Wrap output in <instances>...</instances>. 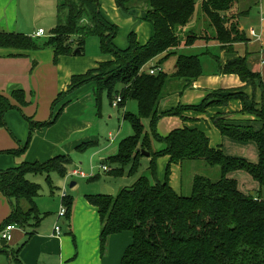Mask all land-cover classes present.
Instances as JSON below:
<instances>
[{"label":"trees","instance_id":"trees-1","mask_svg":"<svg viewBox=\"0 0 264 264\" xmlns=\"http://www.w3.org/2000/svg\"><path fill=\"white\" fill-rule=\"evenodd\" d=\"M239 1L203 0L198 12L197 0H115L116 6L126 13L145 9V21L152 27L151 38L146 45H140L136 34L132 33L125 50L117 48L119 28L104 17L99 0H57V25L52 36L44 41L21 33L0 31V49H51L55 63L60 57L85 56L88 36L99 38L102 54L114 58V61L101 63L84 75L73 76L69 90L59 94L54 101L50 120L42 123L26 118L30 126L26 144L5 154L18 156L24 153L37 131L57 123L65 107L71 104L65 101L74 92L96 83L94 99L99 113L103 94L107 95L111 105L121 97L119 108L125 107L130 100L138 106L137 115L126 113L124 116L134 135L120 144L116 156L107 160V166L111 167L108 174L115 177H121L125 172L133 174L141 156L137 151L140 143L142 149L151 154L153 163L159 157L169 158L164 181L154 173L151 178H139L132 187L122 189L116 196L86 197L100 217L102 254L110 236L132 233L133 243L124 252L121 264H264V199L261 193L264 188V84L261 75L252 72L246 58H236L224 67L220 65L219 69L220 74L237 75L246 85L257 82L261 90L260 110L247 106L248 96L238 89L214 91L198 105L178 106L162 114L159 112L169 89L182 94L203 75L198 56L176 55L172 50L201 41L216 42L223 51L232 53L233 45L248 41L241 30L240 20L245 13L237 12ZM196 16L205 27L198 33L193 30L184 32ZM164 54L166 56L158 66L161 67L174 55V73L163 71L152 75L147 65ZM10 97L0 92V128H6L5 118L9 112L22 111L21 108L28 105L26 94L21 89L13 90ZM237 101L243 104L241 113L253 116L254 120L233 119L232 114L219 112L212 117V123L223 137L241 145H256V164L228 156L221 147L212 148L207 135L198 129L178 128L166 137L156 133L158 123L164 117H180L187 121L184 113L205 114ZM58 105L63 107L55 113ZM144 119L149 120L151 132L163 145L159 150L152 151L149 135L142 123ZM194 161L220 168L221 179L212 181L197 176L191 196L185 197L171 187V169L173 165ZM71 163L70 156L61 155L44 163L25 162L15 168L0 170V192L12 204V214L5 227L17 225L25 231L28 227H39L45 219L36 203L41 196V186L29 177L45 175L48 182L54 173L65 177ZM236 172L250 175L259 184L261 192L258 195L244 194L238 181L230 177ZM63 203L69 220L73 199L65 198ZM17 254L13 256L14 264H21Z\"/></svg>","mask_w":264,"mask_h":264},{"label":"crops","instance_id":"crops-1","mask_svg":"<svg viewBox=\"0 0 264 264\" xmlns=\"http://www.w3.org/2000/svg\"><path fill=\"white\" fill-rule=\"evenodd\" d=\"M99 2L103 11L114 13L116 10V12H120L115 0H99ZM242 4L243 6L246 5V7L241 10ZM253 9L259 12V16H251L250 11ZM237 12L245 13V17L240 20V24L241 30L246 34L248 41L233 45L232 53L223 51L221 45L216 42L205 43L201 41L192 46H182L171 51L176 53V55L198 56L202 62V67L204 66L205 71H208L206 72V76H204V72V75L182 94L175 89H171L173 91L169 89L167 96L160 104V114L171 111L178 106L198 105L207 95L219 90L230 91L241 89L248 96V102L257 100L261 103V90L258 83L246 85L237 75L219 73L220 65L224 67L228 62L236 58H246L252 72L260 74L264 84V0H240ZM125 14L134 15L133 17L139 18L144 24L149 26L150 34L145 41L141 42L135 31L132 30L129 33V35L132 33L136 34L140 45H146L152 34L150 23L145 21L146 10L140 8L130 13L125 12ZM103 15L110 21L106 14ZM26 21L27 19L21 15L19 0H0L1 32L21 33L33 37L34 33L41 28L27 27ZM57 21L56 13V25ZM197 25L200 28L199 32L205 27L203 22L200 23L196 16L194 22L184 32L187 33L193 30ZM252 30L256 31L257 38L251 35ZM194 49H197L199 53L188 55V52ZM165 56L164 54L153 60L147 67L158 65L160 60L165 58ZM203 56L205 59L211 58L215 66H212L209 62L207 65L203 64ZM74 58L77 57H61L55 65L53 64V57L51 55L43 56L40 53L0 49V92L10 97L13 90H23L29 105L21 108L25 117L30 118L34 122H48V119L52 115L50 113L52 102L57 99L59 94L66 93L69 90L73 76L87 73L84 65L79 67V63H73L76 61ZM110 58L104 62L114 61V58ZM100 64L96 65L94 69L98 68ZM161 68L164 72L173 74L176 69V56L172 55L161 65ZM40 79L41 87L39 86ZM32 88L36 91L34 103L31 100V95L34 92H31ZM95 88L96 84L91 83L74 92L65 101V103L70 102L71 104L65 107L57 123L52 127L37 131L29 148L18 156L5 153L19 150L26 144L30 126L27 119L25 117L22 118L17 110L9 112L5 118L6 128H0V170L15 168L25 162L44 163L61 155L70 156L72 159L81 150H86L97 145L99 146L95 149L96 153L112 150L107 155V158L116 156L118 153L115 147L109 148L108 146L110 141L105 140L106 142L101 146L98 138L91 134L93 124L90 121H86L87 112L91 105L95 104ZM29 94L30 96L27 98ZM13 103L17 105L14 100ZM62 107L55 109V113ZM95 108L98 111L96 104ZM242 110V102H231L227 107L209 110L205 114L184 113V116L188 118L187 121L182 120L180 117H164L159 121L157 127L162 128L163 132H166L164 137L178 128L198 129L207 135L212 148L221 147L224 150L222 135L220 136V131L213 125L212 117L219 112H223L224 114H232L234 116L233 119L249 118L248 115L241 113ZM109 119L112 120V118ZM166 158L168 159V165L169 158ZM107 160L103 166L108 165ZM73 165L72 162L69 170H73V172L78 171ZM182 165H173L172 168ZM108 167L111 168L110 166ZM88 179L90 180L91 178ZM171 187L173 188L172 185ZM173 189L176 193L182 195L175 188ZM40 197L36 200L37 206ZM74 206V209L72 207L71 217L68 220V226L63 230L61 229L63 235L61 234L60 237L54 236L57 218L48 222L44 219L39 227H28L26 231L15 227L13 241L7 243L5 246L2 245L3 240L0 236V264H12L13 256L11 252L13 250L15 254L18 252L17 256L21 264H121L124 252L133 243L132 233L125 232L110 236L106 251L102 254L100 246L102 225L97 209L87 199H83L82 197L76 200ZM11 214L12 204L0 192V234L6 228V221L10 218ZM12 246L16 248H10Z\"/></svg>","mask_w":264,"mask_h":264},{"label":"rangeland","instance_id":"rangeland-1","mask_svg":"<svg viewBox=\"0 0 264 264\" xmlns=\"http://www.w3.org/2000/svg\"><path fill=\"white\" fill-rule=\"evenodd\" d=\"M56 2L57 0H19L21 15L28 21H26V26L37 29L41 28L45 31V36L41 37V41H44L45 39L52 36L53 30L56 27ZM201 2L202 0H197L198 12ZM245 7L246 5L243 6L242 4L241 10ZM118 10L120 12H116L115 10L114 13H111L103 11L102 9L103 14H106L110 21L116 22L114 24H116L119 28L118 36L116 39L117 48L120 50L126 49L128 45V35L132 30L137 33L141 42L147 40L150 34L149 26L144 24L139 18L133 17L134 15L125 14V12H123L122 10ZM250 14L252 17L259 16V12L255 9L251 10ZM197 28L198 25L193 29V31L198 33L200 28ZM26 52L40 53L43 56L51 55L53 57V64H57L55 63L54 54L53 52H51V49ZM193 53L199 52L197 49H194L193 51L188 52V55ZM110 57L111 56H104L102 54L99 38L88 36L85 43V56L74 58L76 61H74L73 63H79V67H82V65H84L85 70L88 73L89 71L93 70L99 63L111 59ZM202 59L203 64L207 65L209 62L212 66H215L211 58H209V60L205 59L203 56ZM207 71L208 70L205 71V67L203 66V75L205 72L204 76H206ZM39 86L41 87V79L39 81ZM32 91L35 92H33V95H31V100L34 103L36 100V91L33 88L31 89V92ZM29 96L30 94L27 95V98ZM54 101L50 105V113H52ZM260 105L261 103H259L257 100L249 102L247 101V106H255L257 110H260ZM59 107H61V105H58L55 109H58ZM113 108L107 95L103 94L100 113L97 111V109L95 108V104L93 103L86 114V121H90L93 124V130L91 134L98 138V140L100 141V145L102 146V144L106 142L105 140L110 141L108 145L109 148L115 147V150L118 153L120 144L124 140L131 138L134 135L131 124L129 123V121L124 119V116L126 113L137 115L138 106L135 101L130 100L127 101L126 106L123 108ZM17 111L19 112L18 114L22 116V118L25 117L22 111ZM248 117L249 118L247 119H250L251 117V119L254 120L253 116L248 115ZM109 118H112V120H110ZM49 120L50 119H48V121ZM142 123L144 125L145 132L149 135L148 137L150 145L152 147V151L159 150L161 147H163V145L157 141L154 134L151 132L149 120L144 119ZM156 133L160 137H164L166 135V132H163L162 128L160 129L159 127L156 128ZM221 135L222 134L220 133V136ZM222 142L224 145V151L228 156L242 158L253 164L258 163V151L256 145H238L234 142L229 141L227 138L223 137V135ZM98 146L99 145L95 147L92 146L91 148H87L86 150H81V152L76 153L75 156L72 157V162L74 164L73 166L77 168L78 171L83 172L85 175H87V179L72 176L71 173L73 172V170H69L65 177H61L58 173L51 174L49 182L45 175L29 177L31 181L41 186V197L38 201V207L41 213L44 214L45 221L48 222L52 221L53 219L56 220L57 218L55 228L60 227L63 230L68 226V219H66V217L60 218L59 216L61 213L64 194H66L67 198L73 199L74 209L76 200L79 197L86 199V196L90 194L105 195L107 194L106 187L112 189L114 191V196H116L122 189L132 187L138 181V179L143 176L151 178V176L155 173L156 177L159 180H165L166 165L168 159L166 157H159L155 159L153 163V158L151 156L147 157L142 154V151L147 152V150L142 149L141 143L137 148V151H140L141 156L138 158L136 171L131 175L129 174V172H125V174L121 177H115L108 174V172L103 171V164L107 159H109L107 158V155L112 150L103 153H96L95 149L98 148ZM197 176L209 178L212 181H218L221 179V170L220 168L209 167L205 163L201 162H186L182 166H174L171 169L170 183L173 188L176 189V191L180 192L185 197H189L192 194L193 182ZM90 177L94 179L98 177L99 179L97 181H91L88 179ZM230 177L236 179L239 182V188L244 194L258 195L261 192L259 184L245 172H236L230 175ZM72 182H76L77 185L71 189L70 184ZM261 193L264 197V188L262 189ZM15 227L17 228L18 226L15 225ZM13 247L16 248L15 246H12L10 248ZM13 251L11 252V254L12 256H15L16 254L13 253ZM13 260L12 264H14Z\"/></svg>","mask_w":264,"mask_h":264},{"label":"built area","instance_id":"built-area-1","mask_svg":"<svg viewBox=\"0 0 264 264\" xmlns=\"http://www.w3.org/2000/svg\"><path fill=\"white\" fill-rule=\"evenodd\" d=\"M251 35L253 37H256V38L258 37L256 31H254V30L251 31ZM44 36H45V31L40 29V30H38L37 32L34 33L33 38L37 39V38H41V37H44ZM161 72H163V70L158 65H154V66L150 67V73L152 75H157V74H159ZM121 101H122L121 97H117L114 100L112 106L114 108H118L119 104L121 103ZM102 169L105 172H109L110 171V168L108 166H103ZM71 175L74 176V177H81V178H87L88 177L87 175H85L83 172H80V171H74V172L71 173ZM65 198H67L66 194L63 195V200ZM59 216H60V218H63V217L65 218L66 217V207H65L63 202H62V207H61V213H60ZM14 230H15V226L14 225L7 226L0 234L1 239L3 241L7 242V243H11L13 241V234L12 233H13ZM61 234H62L61 228L60 227H56L55 230H54V236L55 237H60Z\"/></svg>","mask_w":264,"mask_h":264},{"label":"water","instance_id":"water-1","mask_svg":"<svg viewBox=\"0 0 264 264\" xmlns=\"http://www.w3.org/2000/svg\"><path fill=\"white\" fill-rule=\"evenodd\" d=\"M79 51V50H78ZM138 152H140V151H138ZM142 154L143 155H145V156H147V157H150L151 156V154L150 153H147V152H144V151H142ZM76 186V183L75 182H72L71 184H70V188L72 189V188H74ZM107 188V194L108 195H114V191L112 190V189H110V188H108V187H106ZM7 244V242H5V241H3L2 242V245H6Z\"/></svg>","mask_w":264,"mask_h":264}]
</instances>
